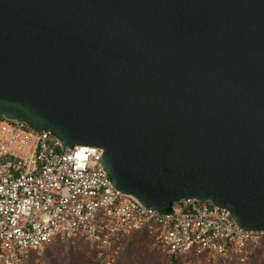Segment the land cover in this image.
Here are the masks:
<instances>
[{
	"label": "water",
	"instance_id": "95a60500",
	"mask_svg": "<svg viewBox=\"0 0 264 264\" xmlns=\"http://www.w3.org/2000/svg\"><path fill=\"white\" fill-rule=\"evenodd\" d=\"M0 116L159 213L264 231V0H0Z\"/></svg>",
	"mask_w": 264,
	"mask_h": 264
},
{
	"label": "built area",
	"instance_id": "2783aa9c",
	"mask_svg": "<svg viewBox=\"0 0 264 264\" xmlns=\"http://www.w3.org/2000/svg\"><path fill=\"white\" fill-rule=\"evenodd\" d=\"M101 153L0 116V264H23L27 252L69 237L93 244L95 264H113L119 238L142 227L169 256L245 255L264 240L209 201L187 199L168 214L146 207L110 184Z\"/></svg>",
	"mask_w": 264,
	"mask_h": 264
},
{
	"label": "trees",
	"instance_id": "16d2710c",
	"mask_svg": "<svg viewBox=\"0 0 264 264\" xmlns=\"http://www.w3.org/2000/svg\"><path fill=\"white\" fill-rule=\"evenodd\" d=\"M71 238L69 237L62 242L59 239H55V242L52 241L59 246L62 256L60 259H57L56 255H50L48 248H45L43 250L44 264H80L83 261L88 262V264H95L96 249L93 244L81 238L80 240L85 242L86 245L84 249L80 250L76 248ZM150 239V235L145 227L135 229L129 234L121 236L117 241V245L121 243V249L113 264H161L159 255L155 253V250H148L145 247V244L150 242ZM53 246L54 244H52ZM85 250L88 251V255L85 254ZM31 251L27 252L24 256L23 264H30ZM204 254L201 253L200 255ZM194 255L191 252L177 254L171 256L168 263L165 264H182L180 261L182 257L192 258ZM244 257V261L240 262ZM217 259L220 264H264V240L259 245L249 246L248 252L245 255L228 253L223 256H217Z\"/></svg>",
	"mask_w": 264,
	"mask_h": 264
},
{
	"label": "rangeland",
	"instance_id": "374dc122",
	"mask_svg": "<svg viewBox=\"0 0 264 264\" xmlns=\"http://www.w3.org/2000/svg\"><path fill=\"white\" fill-rule=\"evenodd\" d=\"M150 242H148L147 244H145V247L148 249V250H155V253L157 255H159V261L161 262V264H165V263H168V260L171 258V256H169L166 252L163 251L162 247L153 240V238L150 236ZM68 238H64V239H59L61 242L66 240ZM72 239V242H74L76 248L78 249H84L86 243L83 242L82 240H80L81 238H71ZM55 242V241H54ZM52 244H54V246L52 247ZM118 249H117V254L116 256L118 255V252L119 250L121 249V243H119V245H117ZM45 248H48L49 252H50V255H56L55 257L58 259L61 258L62 256V252L60 251V248L59 246L56 244V243H49L41 248H38V249H35V250H32L30 253V264H44V261H43V250ZM85 254L88 255V251L85 250ZM115 256V258H116ZM245 259L242 258L240 260V262H243ZM181 263L182 264H220L219 263V260L217 259V256H211V255H207V254H204V255H200V254H195L194 256H192V258H184L182 257L180 259ZM80 264H88V262L86 261H83L81 262Z\"/></svg>",
	"mask_w": 264,
	"mask_h": 264
}]
</instances>
